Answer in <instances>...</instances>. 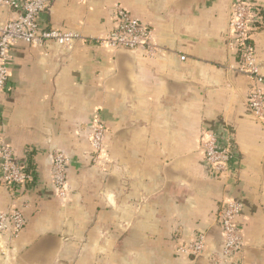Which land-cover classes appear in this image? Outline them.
Listing matches in <instances>:
<instances>
[{"label":"crops","instance_id":"0c3cea01","mask_svg":"<svg viewBox=\"0 0 264 264\" xmlns=\"http://www.w3.org/2000/svg\"><path fill=\"white\" fill-rule=\"evenodd\" d=\"M247 1L261 9L253 42L264 75V0ZM232 2L55 0L40 17L44 29L97 38L113 29L120 5L154 31L156 58L81 41L12 47L0 145L20 164L32 157L36 180L17 192L27 227L2 242L0 264H213L176 247L206 232L209 251H220L224 199L244 206L238 264H264V121L248 109V78L233 70ZM16 14L1 6L0 25ZM97 115L108 132L95 162L88 133ZM207 132L234 145L229 179L208 170ZM56 148L70 158L67 200L51 181ZM11 204L0 177V212Z\"/></svg>","mask_w":264,"mask_h":264},{"label":"built area","instance_id":"2783aa9c","mask_svg":"<svg viewBox=\"0 0 264 264\" xmlns=\"http://www.w3.org/2000/svg\"><path fill=\"white\" fill-rule=\"evenodd\" d=\"M55 0H0V7H6L17 14L14 18L0 25V93L8 90L10 67L13 59L10 51L18 44L35 48H45L51 44L59 48L70 49L77 42L91 43L113 50L140 53L148 58H156L162 51L155 40L154 31L147 24L135 18L127 9L117 5L113 10V29L105 36L86 37L75 31L44 29L40 24L41 15ZM85 2L87 0H79ZM261 9L247 0H233L230 13L229 30L235 39L240 59L233 70L249 80V97L247 106L250 113L259 121H264V75L258 62L253 37L258 24L262 22ZM258 23V24H257ZM185 60V57H182ZM107 126L97 115L89 130L88 138L95 153V162L104 151ZM200 151L208 170L217 178L229 179L236 170V156L231 141L222 140L207 132L201 140ZM32 158V157H31ZM24 164L15 160L13 149L5 142L0 145V177L9 190L12 204L6 211L0 212V246L5 241H16L27 227L23 205L17 203L18 193L24 186L36 180L34 159ZM70 158L62 149L52 152L51 181L57 196L67 200L71 187L68 182ZM34 171V173H33ZM244 206L234 199H224L216 216V222L223 232L220 251H209L206 232H198L193 240L179 244L176 252L180 256L194 258L207 257L213 264H238L244 249L243 225L241 216Z\"/></svg>","mask_w":264,"mask_h":264}]
</instances>
